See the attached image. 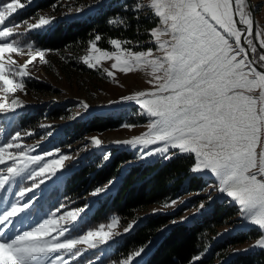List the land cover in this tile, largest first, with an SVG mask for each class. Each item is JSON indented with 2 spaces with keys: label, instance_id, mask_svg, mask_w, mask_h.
Wrapping results in <instances>:
<instances>
[{
  "label": "snow or ice",
  "instance_id": "obj_1",
  "mask_svg": "<svg viewBox=\"0 0 264 264\" xmlns=\"http://www.w3.org/2000/svg\"><path fill=\"white\" fill-rule=\"evenodd\" d=\"M25 6L22 0L0 4V117L14 116L25 107L15 93L25 88L28 66L37 57L46 62L45 51L39 48L29 50L30 58L23 64L12 59L13 53L24 54V48L17 39L21 22H10ZM146 7L157 20L149 30L154 47L131 51L113 38L115 51L93 43L83 58L89 68L110 60L111 68L121 73L143 70L151 77L149 90L121 98L135 102L149 118L146 132L122 143L147 149L140 160L156 155L167 160L176 151L194 156L190 172L213 178L210 187L230 198L240 220L264 229V30L256 31L247 0H149ZM140 8L137 4L135 10ZM82 10L76 9L77 14ZM53 19L39 16L35 23H24L30 32L42 31ZM82 106L88 108L86 103ZM26 135L32 133L15 131L0 142V264H70L81 256L79 245L96 249L122 235L113 231L119 220L112 217L106 226L74 236L90 204L60 215L61 205L23 227L47 186L58 184L70 171L65 161L71 159L59 148L26 146ZM90 142L102 146L97 137ZM115 183L109 180L91 195L107 193ZM204 207L202 203L200 209ZM137 223H129L124 233ZM258 244L264 246V239ZM144 251H133L120 264H133Z\"/></svg>",
  "mask_w": 264,
  "mask_h": 264
},
{
  "label": "rangeland",
  "instance_id": "obj_2",
  "mask_svg": "<svg viewBox=\"0 0 264 264\" xmlns=\"http://www.w3.org/2000/svg\"><path fill=\"white\" fill-rule=\"evenodd\" d=\"M37 1L38 0H28L27 2H24L26 5L25 8L18 10L14 17L19 13L24 12ZM106 1L107 0H91L76 4L73 0H61L58 5H54L38 12L30 18L19 21L21 22V27L18 29V32L21 35H19L17 39L19 44L24 48V54L13 53L11 54L12 59L16 60L17 64L25 63L30 58L28 56L29 50L34 51L38 48L32 41L34 34L47 33L58 21H67L72 18L83 17L85 14L93 9L95 10L100 4ZM251 1L254 5L257 25L256 31L259 32L264 30V0ZM148 2L149 0L144 2L145 6H147ZM76 9L83 10L77 14ZM39 16L51 17L54 19L52 24L42 31H28L27 23H35ZM14 17L11 19L10 23H16L13 21ZM150 40H152V38ZM150 40L147 41L146 44H148V47L143 49L144 51L149 47H154V45L150 43ZM93 43H96L97 47H99L98 41L94 38L84 44L72 47V49L66 48L60 52L41 49L45 51L46 62L40 63L39 58L37 57L33 63L28 66L29 76L24 78L25 88L23 91L18 90L15 93V97L22 101L25 107L19 109L14 116L22 114L23 111H26L28 114L35 109L40 110L43 116V121L38 124L33 131H22L32 133L31 136L26 135L24 137L23 143L26 146H35L39 144L41 145L42 150L59 148L62 153L71 156V159L65 161V164L70 168L69 172L83 165V163H86L87 161H94L103 164L109 161L115 152H129L133 157L130 161L125 162L121 166L117 177L114 178L117 183L121 173L127 167L148 164L157 159H162L159 155H156L140 160L138 157L147 149L140 146L133 147L132 145L122 143L123 141L130 140L133 137L146 132L149 118L141 114V110L135 102H121V98L133 95L138 91L149 90L151 85L148 81L151 77L147 74V71L143 70L129 72L127 74L121 73L118 70L111 68L113 61L110 60H103L101 64L95 68H89L83 62V58L90 54L89 49ZM29 46H31V49ZM122 47L126 48L124 43H122ZM102 50L111 52L115 51V48L111 45V49ZM128 50L138 51L132 49ZM105 69L112 71L113 76L109 77ZM37 83L46 86L43 91L36 90L32 87L33 84ZM2 95L3 93H0V96ZM82 103H86L88 108L84 109ZM56 109L61 110L63 113L60 118L50 120L49 113ZM99 117L117 119L120 120V124L117 128L112 130H106L100 133H85L84 135L76 136L74 140L68 143H60L61 145L55 144V138H59L58 136L65 126H69L75 120H88ZM13 118H15L13 115L0 117V126L2 128V131L0 132V142H3L6 139L5 132H7ZM126 125H133V127L129 128L126 127ZM92 137H97L102 141V146L100 148H96L91 144L90 139ZM152 147H156V145L150 146V148ZM171 151L176 150H170V152ZM105 155L109 156L107 161H104L103 159ZM182 155L190 156L188 154H179L178 151H176V154L173 155L172 158ZM192 157L194 159V156ZM162 160L167 161L169 159ZM69 172L64 174L65 177ZM194 176L200 178L205 184V187L201 191H184L181 196L174 199L176 201L174 205L165 207V204L171 202L169 201L162 205L150 206L145 211L140 212L137 219L131 221L139 222V219L154 213L165 215L176 214L167 226L158 233L159 239L160 235L176 224H187L202 219L210 212L212 205L215 202H219L224 204V207L232 206L234 215L228 218L221 227L217 228V233L211 237V242H209L203 252L198 255V260L205 258L213 246L223 242L225 239L228 240L231 238H241L244 239V241H242V243L227 245L226 249L217 252L216 256H220V254L223 256L222 258L217 259V264L221 263L224 259H230L238 254L264 250V246L258 244L259 240L264 239V229H259L258 226H254L249 222H242L237 211V206L230 201V198H227L226 194H220L217 190L210 187L213 183V178L203 174ZM64 179L58 184H49L47 186L36 212L29 219L23 221V227L35 224L46 214L54 212L55 209L61 205H64V207L61 209V212L59 213L60 215L64 214V212L77 209L68 208L63 202H56L55 196L49 194L61 187ZM111 190L109 192H111ZM107 193L96 197L91 195L88 198L87 204L91 205L90 210H88L86 214H82L83 219L79 220L77 230L72 233L74 236L87 232H82L80 230V223L88 217L96 199L105 196ZM37 195H40V193H37ZM209 196H211V200L209 199ZM223 201H225V203H223ZM202 203L205 207L200 209ZM2 210L3 207L0 206V211ZM128 224L123 227L118 225L114 228V232H119L122 235L116 236L114 240L107 245H98L96 249H87L86 245H79L78 247L82 249L81 256L75 261H70V264H120V262L127 257L116 261L114 256L117 252L120 238L128 234L124 233V228H126ZM104 225L106 226L107 224ZM99 226L95 229H98ZM255 234L258 236H254ZM157 240L153 242H156ZM146 255H148V252L144 251L141 257L134 260L133 264H143Z\"/></svg>",
  "mask_w": 264,
  "mask_h": 264
},
{
  "label": "trees",
  "instance_id": "obj_3",
  "mask_svg": "<svg viewBox=\"0 0 264 264\" xmlns=\"http://www.w3.org/2000/svg\"><path fill=\"white\" fill-rule=\"evenodd\" d=\"M27 1L22 0L23 3ZM60 1L38 0L15 16L13 21L19 22L30 18L40 11L58 5ZM83 1L91 0H73L76 4ZM145 1L107 0L83 17L58 21L47 33L34 34L32 41L40 49L60 52L84 44L99 35L101 39L98 46L101 49H111L110 42L113 38L120 39L128 49L138 51L146 49L148 47L146 43L151 39L149 30L156 26L157 20L145 6ZM6 2L8 0H0V4ZM137 4L141 5L138 11L135 10ZM32 87L43 91L46 86L37 83ZM62 113L59 109L51 111L49 119H58ZM13 117L15 118L5 132L6 138H10L15 131H33L43 121V116L37 109L28 114L23 111L22 114ZM119 124L120 120L110 117L75 120L69 126H65L59 138H55V144L68 143L85 133L112 130ZM132 157L129 152L119 151L103 164L87 161L69 172L61 187L49 194L55 196L56 202H63L68 208L82 207L87 204L93 190L97 187L102 188L109 180L117 177L123 163L130 161ZM193 161L192 156L182 155L167 161L157 159L148 164L127 167L111 192L96 199L88 217L80 224V230L82 232L93 230L101 224L109 223L112 217H117L118 225L123 227L132 222L131 220L137 219L138 214L150 206L172 201L184 191H201L205 184L190 172ZM233 215L232 206L224 207V204L215 202L210 212L202 219L187 224H176L158 239V233L176 214H151L139 219L134 229L120 238L114 259L119 261L133 251L144 248L148 255L144 257L143 264H217V259L223 257L222 254L216 256L217 252L226 249L227 245L242 243L244 239H225L213 246L205 258L197 261L194 258L198 257L211 242L217 228ZM155 240L157 241L153 242ZM218 264H264V250L238 254Z\"/></svg>",
  "mask_w": 264,
  "mask_h": 264
},
{
  "label": "water",
  "instance_id": "obj_4",
  "mask_svg": "<svg viewBox=\"0 0 264 264\" xmlns=\"http://www.w3.org/2000/svg\"><path fill=\"white\" fill-rule=\"evenodd\" d=\"M248 4L250 5L251 7V10H252V13H253V19L255 21V25H256V19H255V13H254V5H253V2L251 0H247ZM257 26V25H256Z\"/></svg>",
  "mask_w": 264,
  "mask_h": 264
},
{
  "label": "bare ground",
  "instance_id": "obj_5",
  "mask_svg": "<svg viewBox=\"0 0 264 264\" xmlns=\"http://www.w3.org/2000/svg\"><path fill=\"white\" fill-rule=\"evenodd\" d=\"M114 153V152H113ZM124 164V163H123Z\"/></svg>",
  "mask_w": 264,
  "mask_h": 264
}]
</instances>
